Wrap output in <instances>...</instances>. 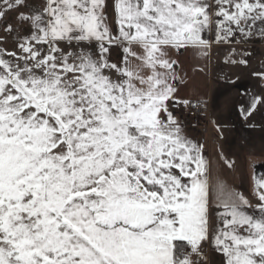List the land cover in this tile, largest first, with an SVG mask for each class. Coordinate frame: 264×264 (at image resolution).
Instances as JSON below:
<instances>
[{"label": "snow or ice", "instance_id": "1", "mask_svg": "<svg viewBox=\"0 0 264 264\" xmlns=\"http://www.w3.org/2000/svg\"><path fill=\"white\" fill-rule=\"evenodd\" d=\"M256 44L264 0H0V264H264V175L229 185L180 114L185 53Z\"/></svg>", "mask_w": 264, "mask_h": 264}, {"label": "rangeland", "instance_id": "2", "mask_svg": "<svg viewBox=\"0 0 264 264\" xmlns=\"http://www.w3.org/2000/svg\"><path fill=\"white\" fill-rule=\"evenodd\" d=\"M254 52L255 55L249 57V66L244 68L225 65L223 57L217 56L215 49L213 50L212 57L215 60V64L217 63V70L220 72V75L218 74L213 80L215 84L214 107L220 109L227 102L231 104L239 100L241 104L246 105L249 94H259L264 89V85L251 75L254 70H259L261 65L264 64V46L256 44ZM187 94H190V92ZM222 109L224 110V108ZM180 114L184 115L186 124L202 126L200 136L211 135L212 129L208 126V118L210 116H208L207 106L206 114L195 120L186 118V115L182 112ZM230 116L226 127L217 125L216 128L225 135L224 137H227L225 142L227 148H232L233 143L239 141L241 147L240 149H235L236 157L239 161L238 173L241 180L243 177L242 185L245 187L247 184L248 193H250L253 165L264 164V109H260L257 123H251V120L245 122L239 119L237 115L231 114Z\"/></svg>", "mask_w": 264, "mask_h": 264}, {"label": "crops", "instance_id": "3", "mask_svg": "<svg viewBox=\"0 0 264 264\" xmlns=\"http://www.w3.org/2000/svg\"><path fill=\"white\" fill-rule=\"evenodd\" d=\"M181 60L184 71L188 76L187 84L183 87L181 95L185 98L192 99V101H197V98H199L205 101V105L208 107V116H210L208 118V126L212 129V132L211 135L205 134V136H203L206 138V142L203 144L205 157L215 165L217 173L223 180L237 190L249 194L247 184L245 187L242 185L243 177L241 180L238 173L239 161L236 157L237 154L235 153V149H240L241 146L239 145V141L233 143L232 148H227L225 144L227 137H224L225 135L221 131H217L216 128L217 125L226 127L231 114L237 115L239 119L244 120L239 112L241 106L240 100L231 104L227 102L226 105L222 106L220 109L213 106L215 93V84L213 80L218 74L220 75L219 70L216 68L217 63L215 64L213 57H211L210 60H203L193 58L185 53L184 56L181 57ZM201 68H204L205 71H200ZM186 92H190V94ZM222 108H224V110ZM259 115L260 110L254 114V118L250 119L251 123H257ZM181 116L184 118V115ZM186 125L188 134L200 143V139L202 138V136H200L202 126L198 124ZM221 156L226 157L229 161H233L234 167L232 169L227 168L220 159Z\"/></svg>", "mask_w": 264, "mask_h": 264}, {"label": "built area", "instance_id": "4", "mask_svg": "<svg viewBox=\"0 0 264 264\" xmlns=\"http://www.w3.org/2000/svg\"><path fill=\"white\" fill-rule=\"evenodd\" d=\"M193 104H196L197 101H192ZM206 114V107L204 105L203 109H198V108H194L192 111L188 112L186 114V118L188 119H198L199 117H203ZM201 143L204 144L205 143V139L202 138L201 139Z\"/></svg>", "mask_w": 264, "mask_h": 264}, {"label": "water", "instance_id": "5", "mask_svg": "<svg viewBox=\"0 0 264 264\" xmlns=\"http://www.w3.org/2000/svg\"><path fill=\"white\" fill-rule=\"evenodd\" d=\"M259 176L264 175V164H256L253 166V175Z\"/></svg>", "mask_w": 264, "mask_h": 264}]
</instances>
